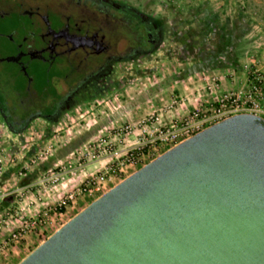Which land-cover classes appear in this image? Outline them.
<instances>
[{"label": "rangeland", "instance_id": "1", "mask_svg": "<svg viewBox=\"0 0 264 264\" xmlns=\"http://www.w3.org/2000/svg\"><path fill=\"white\" fill-rule=\"evenodd\" d=\"M114 1L159 23L155 47L115 63L100 87L84 90L54 120L37 118L15 132L0 111V264H17L169 149L160 131L209 113L224 96L244 100L254 87L264 105V0ZM11 71L0 63L5 110L14 113Z\"/></svg>", "mask_w": 264, "mask_h": 264}, {"label": "water", "instance_id": "2", "mask_svg": "<svg viewBox=\"0 0 264 264\" xmlns=\"http://www.w3.org/2000/svg\"><path fill=\"white\" fill-rule=\"evenodd\" d=\"M17 264H264V118L234 114L175 144Z\"/></svg>", "mask_w": 264, "mask_h": 264}, {"label": "flooded vegetation", "instance_id": "3", "mask_svg": "<svg viewBox=\"0 0 264 264\" xmlns=\"http://www.w3.org/2000/svg\"><path fill=\"white\" fill-rule=\"evenodd\" d=\"M159 23L114 0H0V63H9L14 113L8 127L54 120L84 91L100 87L115 63L155 47ZM0 99L7 103L0 89Z\"/></svg>", "mask_w": 264, "mask_h": 264}, {"label": "built area", "instance_id": "4", "mask_svg": "<svg viewBox=\"0 0 264 264\" xmlns=\"http://www.w3.org/2000/svg\"><path fill=\"white\" fill-rule=\"evenodd\" d=\"M255 91H258L257 87L252 88L244 100L241 99L240 94L224 96V98H221L219 103L213 107L209 113H195L190 120L181 124L177 128L160 131V143L169 145V147L174 146L205 127L238 113H253L264 118V105L261 104V99L259 100L258 97H256ZM137 158L136 154L131 152L128 160L131 163H134Z\"/></svg>", "mask_w": 264, "mask_h": 264}, {"label": "trees", "instance_id": "5", "mask_svg": "<svg viewBox=\"0 0 264 264\" xmlns=\"http://www.w3.org/2000/svg\"><path fill=\"white\" fill-rule=\"evenodd\" d=\"M5 109V104L2 102V100L0 99V110H4Z\"/></svg>", "mask_w": 264, "mask_h": 264}]
</instances>
